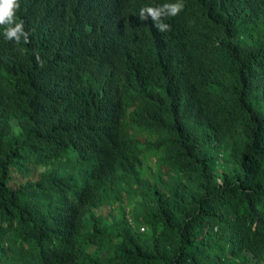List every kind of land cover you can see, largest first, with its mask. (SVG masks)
Listing matches in <instances>:
<instances>
[{
    "label": "trees",
    "instance_id": "1",
    "mask_svg": "<svg viewBox=\"0 0 264 264\" xmlns=\"http://www.w3.org/2000/svg\"><path fill=\"white\" fill-rule=\"evenodd\" d=\"M148 1L0 30V264H264V0Z\"/></svg>",
    "mask_w": 264,
    "mask_h": 264
},
{
    "label": "clouds",
    "instance_id": "2",
    "mask_svg": "<svg viewBox=\"0 0 264 264\" xmlns=\"http://www.w3.org/2000/svg\"><path fill=\"white\" fill-rule=\"evenodd\" d=\"M124 9L127 10V3L134 0H121ZM185 4L183 0H150L140 4L135 8L136 18L144 23L151 24V28H156L160 32L171 30V22L175 16L183 11ZM20 8V0H0V30L6 41L14 42L16 45H27L30 41V34L25 30L23 20H18L17 11ZM33 55L38 64L43 66V60L38 51ZM143 134L140 133V136ZM141 229V226L139 227Z\"/></svg>",
    "mask_w": 264,
    "mask_h": 264
},
{
    "label": "rangeland",
    "instance_id": "3",
    "mask_svg": "<svg viewBox=\"0 0 264 264\" xmlns=\"http://www.w3.org/2000/svg\"><path fill=\"white\" fill-rule=\"evenodd\" d=\"M167 182H169L168 180H167ZM126 214H127V212H126ZM129 215V214H128ZM13 264H15V263H13Z\"/></svg>",
    "mask_w": 264,
    "mask_h": 264
}]
</instances>
